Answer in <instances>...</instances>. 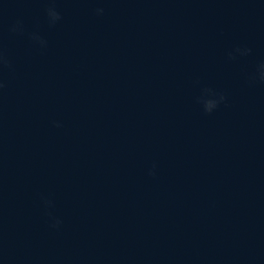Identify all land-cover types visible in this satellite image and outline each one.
<instances>
[{
    "label": "water",
    "instance_id": "1",
    "mask_svg": "<svg viewBox=\"0 0 264 264\" xmlns=\"http://www.w3.org/2000/svg\"><path fill=\"white\" fill-rule=\"evenodd\" d=\"M0 55V264H264V0H0Z\"/></svg>",
    "mask_w": 264,
    "mask_h": 264
},
{
    "label": "clouds",
    "instance_id": "2",
    "mask_svg": "<svg viewBox=\"0 0 264 264\" xmlns=\"http://www.w3.org/2000/svg\"><path fill=\"white\" fill-rule=\"evenodd\" d=\"M47 14L50 18V23H55L57 20L60 19V14L56 11V9L54 7H49L47 10ZM97 14H100L103 12V9H96ZM34 39H39V37L37 36H33ZM237 51H239V49H237ZM245 52L250 51L249 49H245ZM231 55V54H230ZM8 63V61L2 56L0 55V65H6ZM259 78L260 80L264 81V62H262L259 66ZM3 85L0 84V87H2ZM204 93H206L207 95L202 96L200 98V102L203 105L204 111L206 113H210L215 107H217V105L224 100V96L223 94H215L213 93V91L211 89H204ZM214 95H218V99H213L211 98ZM59 126V125H57ZM149 174H152L151 172ZM54 219V222L51 224L52 227H57L60 223V221L58 219Z\"/></svg>",
    "mask_w": 264,
    "mask_h": 264
}]
</instances>
